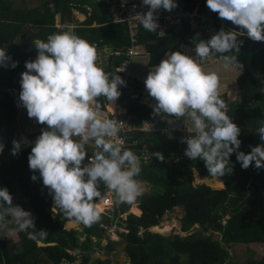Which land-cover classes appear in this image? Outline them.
Returning a JSON list of instances; mask_svg holds the SVG:
<instances>
[{
  "label": "trees",
  "instance_id": "trees-1",
  "mask_svg": "<svg viewBox=\"0 0 264 264\" xmlns=\"http://www.w3.org/2000/svg\"><path fill=\"white\" fill-rule=\"evenodd\" d=\"M34 1L37 2L0 0V49L7 50V55L12 58L7 67L0 66V104L14 100L12 91L20 94L21 74L27 70L26 61L34 60L38 55L35 47L20 52L19 44L29 46L30 42L37 39L46 42L50 34L71 31L91 45L97 43L99 47L112 46L119 50L131 45L127 25L102 26L110 21L107 7L95 3L94 0ZM175 1L183 2L190 8L196 5V0ZM203 4L208 9L206 0H203ZM86 5L93 6V13L89 14L86 21L77 22L75 10L87 11ZM210 13L214 21L207 23V28L214 30V33L221 28L238 31L237 38L242 43L239 52L233 50L213 56L221 58L222 55H239V62L245 65L244 73L239 78L240 99L226 103L225 111L241 129L238 138L242 143L238 151L247 154L252 147L262 143L256 131L264 125V42L252 41L237 26L220 19L217 13ZM57 17L60 18V27L57 26ZM95 23L100 26H95ZM70 24H74V28H70ZM204 32L207 33L201 30L192 34L195 38L193 45L200 40H206ZM187 33L191 31L186 28L173 29L166 36H162L159 31L149 32L142 26L141 42L150 53V65H158L169 51H179L182 44L188 42ZM105 36L109 38L104 39ZM120 60L122 57L111 59L115 65ZM12 62H18L15 68L11 67ZM104 71L118 75L112 68ZM121 93L120 105L127 109L128 114L137 118L153 117L151 105L141 101L143 92L139 81L137 86L124 87ZM220 98L226 102L224 96ZM99 103L103 108L107 101L100 97ZM13 110H19L16 104L13 105ZM8 115L0 107V144L4 145V150L0 153V188L6 187L9 190L14 205L21 204L30 209L36 229L46 230L48 235L37 243L28 239L27 232H20L21 243L16 244L5 235L7 230L0 231V264H239L235 256H232L231 249L256 243L264 244V168L257 169L253 162L248 169H243L237 161L236 153H233L230 157L232 174L218 177L224 188L214 189L211 186L220 188L223 184L217 180H208L211 186L194 184L195 169L204 178L212 176L209 175L204 161H193L184 155L175 164H166L160 160L150 165L140 164L141 173L135 179L151 184V192L138 197L143 213H129L126 220H121L120 223L126 225L127 230L121 232L120 240H109L105 259L95 258L94 248L101 247L105 238L101 224L109 223L112 217L101 213L100 220L91 227L81 224L83 231L66 229V224L70 221L60 209H53L55 205L52 195L43 185L39 173H34L29 168L28 157L32 144L46 125H40L34 120L36 128H27L26 120ZM23 135L29 143L27 146L22 142ZM13 140L21 142V150L17 155H12ZM142 142H147L150 149L158 150L166 143L169 151L180 152V139L179 142L177 138L168 139L167 142V138L160 133H155L153 137H147ZM141 146L142 144L139 145ZM94 151L91 145H86L88 157ZM32 175H36L38 179L33 181ZM99 191L104 195L108 190L101 183ZM250 194L253 198L247 206L227 218L224 211L227 201L233 197L247 198ZM20 198L21 201L17 202ZM132 206L133 203L118 204L115 217L129 212ZM178 209L184 211L181 222L183 231L191 232L189 235L168 237L152 230L154 226L162 223L165 215H179L176 213ZM197 226L200 228L192 232ZM216 234L222 239H213ZM84 237L86 241L82 240ZM120 245H124L125 259L117 254ZM249 253L252 254L250 259L241 264H264V257L257 260L253 251L249 250Z\"/></svg>",
  "mask_w": 264,
  "mask_h": 264
},
{
  "label": "clouds",
  "instance_id": "clouds-1",
  "mask_svg": "<svg viewBox=\"0 0 264 264\" xmlns=\"http://www.w3.org/2000/svg\"><path fill=\"white\" fill-rule=\"evenodd\" d=\"M142 5L149 10L130 20H138L145 30L153 33L160 27L157 12H171L178 6L175 0H142ZM206 5L252 41L264 42V0H206ZM237 32L221 28L210 39L200 40L193 49L195 58L169 51L144 81L148 95L155 101L151 105L153 116H160L174 129L181 124L186 128L188 135L181 138L187 144L185 156L204 161L214 178L232 174L233 153L243 169L253 162L257 169L264 168V125L256 131L262 143L247 154L238 151L241 129L225 111L218 75L202 67L214 54L239 52L242 43ZM32 43L38 55L26 61L19 100L28 117L46 127L32 144L29 168L39 173L52 195L53 209H60L75 224L91 227L101 218L100 204L104 201L99 191L101 183L115 195L118 204L135 205L141 195V186L135 179L141 173L140 159L133 151L122 149V142L117 139L122 122L103 118L100 111L99 98L114 105L122 94L119 86H126V81L119 74L106 73L97 66L96 48L71 31L50 34L46 42L37 39ZM11 59L7 50L0 49V66L7 67ZM221 59L225 68L244 67L236 56L222 55ZM17 63L12 62L11 67L15 68ZM12 143V155H17L21 142ZM86 145L95 149L91 157ZM3 150L4 145L0 144V153ZM152 155L165 160L160 152ZM31 179L36 181L38 177L32 175ZM13 222L15 227L9 229ZM5 230L26 231L28 239L37 243L48 235L46 230L36 229L30 211L14 205L6 187L0 188V231Z\"/></svg>",
  "mask_w": 264,
  "mask_h": 264
},
{
  "label": "built area",
  "instance_id": "built-area-1",
  "mask_svg": "<svg viewBox=\"0 0 264 264\" xmlns=\"http://www.w3.org/2000/svg\"><path fill=\"white\" fill-rule=\"evenodd\" d=\"M97 4H102L107 7V12L110 17L111 24H125L127 25L131 45L123 50H113L109 49L107 46L103 48L99 47L97 44H93L97 51V58L99 59L98 65H102V57L106 59H115L122 57V60L118 66L115 67V70L120 74L123 79L130 76V68L132 65V60L144 52V45L141 42V29L142 25L138 20L131 19L130 17L138 13H146L149 8L142 5V0H94ZM177 7L174 8L171 12L166 10H159L157 12L159 29L162 31V35L167 34L173 29L181 30L185 29L188 26H193V28L201 31L205 30L207 33H211L212 30L207 28L206 24L210 23V13L205 12L203 0H196V5L193 8L188 7L185 3L180 1H175ZM79 5V4H78ZM86 10L89 14H92L94 11L93 6L86 5ZM214 33V32H212ZM215 34V33H214ZM188 43L193 46L195 43V38L192 35L188 34ZM108 60L105 63L108 64ZM123 85L119 86L121 88ZM15 104L19 109L24 108L19 100V98L14 97ZM103 118L117 120V122H122L119 124V132L117 133V139L122 142V149H127L133 151L140 159V164H154L159 160L152 153L159 152L158 149H150L147 142H142L147 137H153L156 132H159L160 135H168L167 137L175 138V134L172 135L168 131L169 127L173 126L167 123V121L162 120L161 117H156L153 120L147 118L138 119V121H133L129 115H122L115 112H110L104 108L100 109ZM179 123V122H177ZM182 123V121H181ZM176 129H174L175 131ZM182 138V136H181ZM142 144L141 147L139 145ZM186 145V143L181 142L179 154H171L169 157L165 158L166 164H175L181 160L184 152L181 147ZM104 197V207L105 210L103 213L112 217L111 221L104 222L101 224V228L104 230L105 238L102 242L101 247H95V257L104 258L106 256L107 246L109 240H120L121 232L127 230L126 225H122L120 221L127 219L128 214H121L120 217H115L116 209L118 203H116V197L113 193L107 191L106 194L102 195ZM96 202H99L98 199ZM126 224V223H125ZM86 241V238H84ZM113 257L114 254H111Z\"/></svg>",
  "mask_w": 264,
  "mask_h": 264
},
{
  "label": "rangeland",
  "instance_id": "rangeland-1",
  "mask_svg": "<svg viewBox=\"0 0 264 264\" xmlns=\"http://www.w3.org/2000/svg\"><path fill=\"white\" fill-rule=\"evenodd\" d=\"M25 1V0H24ZM27 2H37V1H34V0H26ZM18 4H21V3H18ZM37 5H39V4H37ZM212 12V11H211ZM210 21L211 22H213L214 21V19H213V15H211L210 16ZM210 22V23H211ZM57 26L58 27H60V23H59V18H57ZM68 26H70V28L72 27V26H74L73 24H70V25H68ZM73 28V27H72ZM33 33H37V32H33ZM33 42V41H32ZM32 42H30L29 43V46H27V45H21V44H19V47H20V52L21 51H24V50H28V49H31V48H33L34 47V45H33V43ZM220 61H223L221 58H220ZM218 62V61H217ZM215 65L217 64V63H214ZM146 66H147V56L146 55H139V56H136L133 60H132V65H131V68H130V74H131V72H132V74L134 75V76H139V75H141L143 78H145L146 79V77H147V75L149 74V72H150V70H146L145 68H146ZM244 70H245V68H244ZM228 79V78H227ZM228 83V82H227ZM131 85H135V86H137V83L136 82H133V83H130ZM226 84V83H225ZM141 91L143 92V94L145 93V92H147L146 91V88H145V86L143 85V86H141ZM143 88H144V90H143ZM230 88H232L231 86L230 87H228V85H226L225 86V89L224 90H221L220 91V96L222 95V93H223V91H228V90H230ZM145 91V92H144ZM11 94L12 95H16V92L15 91H12L11 92ZM238 99H240V95H239V97L238 98H236L235 100H237L238 101ZM2 100V98L0 97V101ZM15 101L16 100H9V101H6L7 102V104L4 102L3 104H0V107L5 111V112H8L9 113V117H14V116H18L20 119L22 118V119H24V120H26V126H27V128H30V127H33V129H34V127L36 128V126H35V123H34V119H31V118H29L28 117V115H27V111L24 113V112H19V111H17V112H15L14 110H13V108H12V105H11V103L14 105L15 104ZM151 102V101H150ZM17 107V109H18V106H16ZM24 120H21V121H24ZM166 121V120H165ZM25 122V121H24ZM182 123H183V121H182ZM38 129V128H37ZM2 130V128L0 127V131ZM1 133V132H0ZM156 133H159V132H156ZM168 133V132H167ZM170 134H172V135H174L175 134V136H177V137H180V136H182V137H184V136H187L188 135V133H187V130H186V128L181 124L180 125V128H178V129H176V132L175 133H173V132H171ZM168 135H164L163 137H167ZM25 141H27V138H26V136L25 135H23V137H22V142L24 143V145L26 146L27 144H28V141L27 142H25ZM94 148V147H93ZM187 148V144L186 145H184V146H182L181 147V149H182V151L185 153V149ZM185 154H183V156H184ZM195 171V180H194V184L195 185H199V184H207V185H209L208 184V180L209 181H214V180H216V178H214V177H212V178H206L205 180H203L204 179V177L199 173V170H197V169H195L194 170ZM138 183L142 186L141 187V194H147V193H150L151 191H150V187L148 186V184H146L145 186H143L139 181H138ZM150 184V183H149ZM209 186H211V185H209ZM212 188H214V189H223L224 187H220V188H215V187H213V186H211ZM253 198V195L252 194H250L247 198H240V197H233V198H231L229 201H227V204H226V207H225V209H224V211H225V213L227 214V218L228 217H231L233 214H235L236 212H238V211H240V210H242L244 207H246L247 206V204H248V202L251 200ZM137 199H138V197H137ZM21 201V198L20 199H18L17 200V202H20ZM138 204H139V201H137V202H135V205H133L134 207H132V209H131V211L132 212H130V213H136L137 215H141L142 213H143V210H141L139 207H138ZM19 206H21V207H23L24 208V210H26V211H30V209H28V208H26V207H24V206H22L21 204H18ZM102 207H104V204H100V209L102 210ZM139 209V210H138ZM140 210H141V212H140ZM103 211L104 210H102V212L101 213H103ZM134 211V212H133ZM176 213L177 214H179V215H174V213H170V214H167V215H165V217H164V220L162 221V223H164V226L165 227H163V228H160V227H158V225L157 226H155V227H153L152 228V230L153 231H155V232H161V233H163V235H166V236H168V237H174L175 235H182V236H187V235H189L190 233H185L184 231H183V226H182V222H181V218L184 216V211L182 210V209H178L177 211H176ZM103 214H105V213H103ZM126 214H128V213H126ZM70 222H68L67 224H66V229H68V230H72V229H79L80 231H83V228H82V225L80 226V227H77L78 225H76V226H70V224H69ZM15 227V224H14V222L12 223V224H10L9 225V229H12V228H14ZM197 228H200V227H196V228H193L192 229V232H195L196 230H197ZM31 229H29L28 231H30ZM26 232V231H25ZM5 235L9 238V239H11L14 243H16V244H20L21 243V236H20V232H15V233H13L12 231H9V230H7L6 232H5ZM85 238V237H84ZM84 238H82V240H84ZM213 239H216V240H221L222 239V237L220 236V235H218V234H216L215 236H213ZM40 245L41 246H44V244L43 243H40ZM122 249V250H121ZM124 245H120V251H118V253L117 254H119V256L122 258V259H125V258H123L124 257ZM249 250H251V251H253L254 252V254H253V256L257 259V260H259V259H261V258H263L264 257V244H260V243H256V244H250V245H246V246H240V247H238V249H231L230 251H231V254H232V256L234 257L235 256V260H237L238 262L237 263H239V264H241V263H243L244 261H247V260H249L250 259V257L252 256V254H250L249 253ZM74 254H75V252H73ZM95 258H97V257H95ZM103 259H105V257L103 258ZM113 259H115V258H113ZM46 264H49L48 262H46Z\"/></svg>",
  "mask_w": 264,
  "mask_h": 264
},
{
  "label": "crops",
  "instance_id": "crops-1",
  "mask_svg": "<svg viewBox=\"0 0 264 264\" xmlns=\"http://www.w3.org/2000/svg\"><path fill=\"white\" fill-rule=\"evenodd\" d=\"M205 12H207V13H210V11H209V9H206L205 10ZM211 14V13H210ZM212 15V14H211ZM75 16H76V18H75V20H77V22H84V21H86L87 19H88V17H89V13H88V11H84L83 9H76L75 10ZM57 18H59V17H57ZM110 18V17H109ZM111 21V20H110ZM108 22L107 24H105V25H102L103 27L104 26H110L111 25V22ZM59 22H60V18H59ZM74 25V24H73ZM95 26H100V25H98L97 23H95ZM73 28H74V26H72ZM71 27V28H72ZM186 29H188V30H190L191 31V33H187V34H190V35H192V34H194L196 31H197V33L198 32H200L199 30H197V29H195V28H193V26H188V27H186ZM110 31H111V34H112V30L110 29ZM170 32V31H169ZM168 32V33H169ZM212 32H214V30H212ZM206 33V32H204V34L206 35V40H208V39H210L213 35H214V33ZM73 33V32H72ZM160 33V32H159ZM167 33V34H168ZM129 34H130V32H129ZM167 34H165V35H162L161 33H160V35H162V36H166ZM193 37V36H192ZM197 37H199V36H197ZM109 37H107V36H105L104 37V39H108ZM187 39H188V35H187ZM94 44H97V43H94ZM93 45V44H92ZM143 45H144V49H146V52H144L142 55H146L147 56V66H146V70H150L151 68H154V66H152V65H150V63H149V59H150V57H149V51H148V49H147V47H146V45L143 43ZM130 46V45H129ZM104 47V46H103ZM103 47H101V48H103ZM109 49H113V50H116V49H114L112 46H107ZM127 48V47H126ZM195 48V45H190V43H188V42H184L183 44H182V46H181V49L179 50L180 52H182V53H185V54H189V55H191V56H193V58H195V53H194V51H193V49ZM123 49H125V48H123ZM123 49H119V50H123ZM236 57L237 58H239L240 56L239 55H236ZM116 59V58H115ZM118 59V58H117ZM241 59V58H240ZM107 60L108 59H106L105 57H102V65L101 66H99L98 65V62H99V59L97 58V61H96V63H97V66H99V67H102L104 70L105 69H108V68H112V69H114L115 70V67L116 66H118L119 64H120V62H121V60H120V62L117 64V65H115L112 61H111V59H109L108 60V64L106 65L105 63L107 62ZM218 61V62H217ZM238 61H240L239 59H238ZM214 63H217L216 65L214 64ZM243 64V69L242 70H240L238 67H236L235 65H231V66H229L228 68H225L224 67V62L223 61H220V58H217V57H214V56H212V58L210 59V60H207V61H205L204 63H203V65H202V67H203V69L205 70V71H207V72H216L217 73V75H218V78H219V83H220V91L221 90H224L225 89V86L226 85H228V87H232V88H230V90H228L227 92L226 91H223V93H222V95L221 96H224L225 98H226V103H228V104H230V103H233V102H236L237 100H235L236 98H238L239 97V95H240V86H239V78L243 75V73H244V68H245V65H244V63H242ZM116 71V70H115ZM117 72V71H116ZM121 76V75H120ZM122 77V76H121ZM123 78V77H122ZM228 78V79H227ZM125 81H126V86H133V85H131L130 83H133V82H136L137 83V85H138V81L140 82V84H141V86H145V84H144V81H145V78H143L141 75H139V76H134L133 74H132V72H131V74H130V76L129 77H127V78H125ZM228 82V83H227ZM226 83V84H225ZM126 86H122L121 88H119V90H120V92H122V89L124 88V87H126ZM142 89V88H141ZM143 90H144V88H143ZM16 92V95H13V97H17V98H19V94H18V92L17 91H15ZM145 92V91H144ZM233 97H234V99H233ZM120 98V97H119ZM119 98H118V100L115 102V104L114 105H110V104H108V102L105 104V106L103 107L104 109H106V110H108V111H110V112H115V113H119V114H122V115H129V117L133 120V121H138V119H141V118H137V117H135V116H132V115H130V114H128L127 113V109L126 108H122L121 107V105H120V100H119ZM141 101L142 102H144V103H146L147 105H152V104H154L155 103V101L148 95V93L147 92H145L144 94H142V98H141ZM151 101V102H150ZM6 104H7V102H5ZM11 105H12V108H13V104L11 103ZM102 108V107H101ZM17 111H19V112H26L27 110H26V108H22V109H19V110H17ZM156 117H160V116H153L152 118H147V119H150V120H153L154 118H156ZM142 118H144V117H142ZM172 130V131H171ZM168 131H171V132H173V133H175L176 132V130L174 131V128H173V126H171V127H169V129L167 130V132ZM170 132V133H171ZM167 138V142H168V139L169 140H173V139H175V138H177L178 139V142H179V139H180V142H179V146H178V150H179V148H180V146H181V137H175V138H172V137H166ZM27 145H29V143L27 144ZM26 145V146H27ZM163 148H160V150H159V152L160 153H162L163 155H164V157L165 158H167V157H169L171 154H175V155H177V154H179L177 151H169V145L168 144H166V143H164V145L162 146ZM216 178V180L218 181V182H220V180L218 179V177H215ZM206 178H204L203 180H205ZM140 182L143 186H145L146 184H148V186L150 187V191H151V184H149L148 182H144V181H141V180H137V182ZM220 183H222V182H220ZM223 184V183H222ZM141 186V185H140ZM142 187V186H141ZM222 187H224V184H223V186ZM221 187V188H222ZM137 199V198H136ZM103 210H105V207H103ZM139 210V209H138ZM140 212H141V210H140ZM71 223V224H70ZM70 226H76V225H78L77 227H80L81 226V224H75V223H73V222H71L70 221Z\"/></svg>",
  "mask_w": 264,
  "mask_h": 264
},
{
  "label": "water",
  "instance_id": "water-1",
  "mask_svg": "<svg viewBox=\"0 0 264 264\" xmlns=\"http://www.w3.org/2000/svg\"><path fill=\"white\" fill-rule=\"evenodd\" d=\"M158 227H160V228L165 227V226H164V223L159 224Z\"/></svg>",
  "mask_w": 264,
  "mask_h": 264
},
{
  "label": "bare ground",
  "instance_id": "bare-ground-1",
  "mask_svg": "<svg viewBox=\"0 0 264 264\" xmlns=\"http://www.w3.org/2000/svg\"><path fill=\"white\" fill-rule=\"evenodd\" d=\"M102 204V203H101ZM102 210H103V207H102ZM102 210L100 209V211L102 212Z\"/></svg>",
  "mask_w": 264,
  "mask_h": 264
}]
</instances>
